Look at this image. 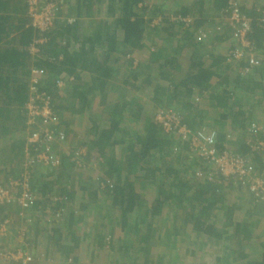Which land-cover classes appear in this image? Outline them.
<instances>
[{
	"label": "trees",
	"instance_id": "16d2710c",
	"mask_svg": "<svg viewBox=\"0 0 264 264\" xmlns=\"http://www.w3.org/2000/svg\"><path fill=\"white\" fill-rule=\"evenodd\" d=\"M22 1V7L16 6L19 9L16 15L22 14L21 17L0 14V43L5 41L0 45V50H3L8 63L19 65L23 71L21 74L17 67L18 77L7 81L0 79V140L6 139L3 148L4 164L9 166L22 161L28 131L32 133L39 129V125L28 123L30 114L27 104L32 99L35 100L36 96L49 98V107L57 121L53 128L56 134L63 133L67 139L70 138V142H58L51 146L50 153L59 158V165L56 167L37 162L29 164L23 160L30 176V192L41 201L33 202L28 209H22L17 202L3 205H16V208L24 212L35 210V213L42 216L43 222L47 213L52 218L56 217V213L62 214V217L68 213L65 226L70 227L69 229L73 225L86 223L83 217L88 206L79 205L81 215L68 208L74 203L75 192L68 188V182L76 178L78 181L81 176L79 174L85 170L78 167L82 161H85L86 166L92 163L88 156L81 153L82 147H87L101 158L102 168L98 180L105 184L100 185L101 189L98 190L107 200L112 201L111 209L116 212L112 219L103 221L100 225L116 230V227H121L122 231H134L136 236L141 231L144 233L147 254L136 264H154L157 261L161 264L167 256L166 253L165 256L156 254L159 244L156 238L164 224L156 216L160 214L165 201H168L164 195L174 187H179L177 189L183 194L192 190L190 191L195 194L192 197L198 201V206L192 209H204L225 200V187L235 188L242 194V202L247 205L251 203L252 208L249 207V210L254 209L253 204L256 205L259 201L248 190V183L237 180L233 175L225 177L215 163L191 150L190 138L185 140L174 130H163L151 118L154 111L148 121H141L140 116H146V113L140 103L142 98H134V94L144 85L128 89L120 87L123 81L112 80L117 71L122 70L124 74H128L137 58V76L140 72L149 70L147 75L170 85L161 86L152 92L153 102L160 110L174 111L181 119L180 124L186 126L191 135L203 133L211 136L212 132L210 148L215 154L241 155L258 174H263L264 151H252L246 143L254 137L250 131L253 123L260 129L264 127V15L261 14V11L264 12V0H256L261 1V4L256 1L253 4V1L250 5H246L245 0H236L241 16L250 20V32L246 38L252 42L253 50L248 52L247 49H242L231 23L225 26V17H232L230 0H153L155 2L150 8L145 4L151 0H77L78 8L87 10L89 18H93L94 25L97 24L94 32L88 33L81 32L78 18L72 23L68 22L69 19L61 20L65 1L57 0L54 28L42 34L30 25L27 5L25 0ZM168 9L171 10L170 13L165 12ZM209 10L214 13L212 19L207 17L211 13ZM148 15H159L156 17L157 24L152 26V20H146ZM176 17H189L191 22L186 26L182 22H175ZM216 19H224L218 30ZM225 27L230 30L225 31ZM230 33L236 37V45H231L236 39L229 41ZM40 34L49 41L39 55L33 57L26 48ZM149 36L152 40L150 44ZM158 38L162 41L160 46L153 42ZM14 40L21 41L23 48L13 45ZM240 50L253 54L257 66L251 68L249 56L245 54L241 59H236L235 54ZM246 68L250 69L248 73L244 72ZM32 69L42 73L39 76L40 84L34 92L29 90ZM182 70L184 72L180 74L178 71ZM11 81L15 87L12 90L9 88ZM143 82L151 84L149 77ZM59 83H63L62 86ZM75 83L77 84L73 85ZM147 95L150 96L151 92L145 90L144 96ZM96 106H103L105 118L99 115ZM131 121L136 124L140 122L141 127L144 126L143 131L136 130L135 140L126 146L125 139L133 133L128 126ZM73 136L75 139H71ZM121 148L129 152L126 157L116 154ZM41 150L46 151V147L43 146ZM166 157H170V160ZM77 161H80L78 166ZM193 162L198 163L197 167H192ZM24 166L21 171H17L15 165L10 170L7 169L4 176L6 178L0 186L7 187L10 181L21 179L25 172ZM38 167L46 170V173L35 172ZM122 170L128 171L126 178ZM72 171L77 172V177H72ZM51 174L57 177L40 183V179ZM130 175H137L133 178L135 182H144L141 191L159 184L160 194L156 196L155 202L149 203L141 197V193L137 194L133 183H126ZM14 191L19 195L20 190ZM94 198L91 195V199ZM109 208L103 207L105 211ZM6 222L0 226L7 225L8 220ZM56 223L52 222L50 227ZM157 223L158 227L155 228L154 224ZM198 226L203 228L200 221ZM205 230L211 235L213 226L209 225ZM244 230L240 229V232ZM84 236L83 240L94 243V249H90L98 253L101 238H90L92 234ZM234 239L239 243L238 237L235 236ZM62 240L64 242L59 247L60 252L65 257H71V264H82L85 254L77 252L78 239L71 234ZM135 240V236L128 239L131 242ZM166 240L172 241L170 249L173 250L175 235H167ZM125 244L130 245L129 242ZM121 249H118V254ZM153 251L155 252L152 253ZM4 259L1 257L5 264H21V261ZM170 264H173L172 259Z\"/></svg>",
	"mask_w": 264,
	"mask_h": 264
},
{
	"label": "crops",
	"instance_id": "0c3cea01",
	"mask_svg": "<svg viewBox=\"0 0 264 264\" xmlns=\"http://www.w3.org/2000/svg\"><path fill=\"white\" fill-rule=\"evenodd\" d=\"M64 1L63 19L61 20L64 21L71 18H78L79 25L81 24L80 27L82 28L81 32H94L97 24L94 25L95 23L92 21L93 18H89L90 15L87 14V10L79 9L77 6V0ZM253 1V4H256V2H260V4L262 3V0H245V4L247 5L248 3V5H250V3ZM5 2H7V4L4 5ZM22 2V0H0V3H3L2 5L0 4V14L10 15L11 17L15 16L17 18L21 17L22 14L18 13V15H16V13L19 11L18 8L22 7ZM18 3L22 4L20 5ZM262 6L264 8V3ZM206 9H208V7ZM21 11L22 10H20V12ZM169 11L171 10L168 9L165 12L170 13ZM207 11L208 10H206V12ZM209 12L211 13H209V16L207 17L209 19H212L214 13L211 10H209ZM262 13L263 12L261 11V14ZM230 20V17H225V26L231 23ZM216 21V29L218 30L222 27L224 19H216ZM152 26L154 25L152 24ZM155 26L158 27V25ZM227 30L229 31L230 28L225 27V31ZM230 34L231 37L229 41L235 40L236 37L234 38L232 33ZM148 35L149 33L145 35V38ZM237 39L233 41L231 45L233 43H235L236 45ZM14 41L16 43L13 42V45H15L17 48H23L21 41ZM151 41L152 40L149 36L148 44H150ZM4 42L5 41H2L0 45H2ZM153 42L156 46H160L162 44L160 38L153 40ZM0 48H2V46H0ZM137 63L138 60L136 58L133 66L130 67L131 70L128 74H124V71L122 70L115 72V78H113L112 82L123 81V84H121L120 87H127L128 89H131L132 87H138L137 85H144L141 87V90H138L136 94H134L136 95L134 98H142V100H140L142 102L140 103L141 105H143V110L146 113V116H143L142 114V116H140V119H142V122H146L148 121V118L153 113V111L156 115V113L160 110L157 104L153 102V90H156L161 86L170 85H168V83L162 82V80H154L152 76L147 75L149 74V70H147L148 72H140L139 76H137ZM17 67L18 71L23 74L20 66H14L12 63H8L3 56V50H0V79L7 81L12 80L14 77H18L19 72H16ZM14 71L16 73L13 74ZM178 72L181 74L184 72V70ZM146 77H149V79L151 80V84L143 82ZM12 83L13 82L11 81V86L9 85V88H11V90L15 88ZM213 83H215L214 80ZM76 84L77 83L73 85ZM145 90L146 92L150 91L151 95L144 96ZM96 107L100 112L99 115L103 117V106ZM154 114L151 116V118L153 119H155ZM105 117L106 116H104V118ZM128 124V126L132 128L131 131L133 132L132 134L134 136L132 134H129L127 136V138L125 139V143H127L126 146H129L128 143L132 140H135L136 130L140 129V131H143L144 126L143 125L141 127L140 122L136 124L131 121ZM84 127H86V125ZM71 139H75L74 136L71 137ZM2 141L3 140L1 139L0 143H2ZM68 142H70V138L67 139L66 143ZM82 148L83 149L81 153L85 154L86 157L88 156L90 160L89 162H92L87 167L90 170L98 169L99 173H101V158L97 156V153H95L94 151L91 152L87 147ZM122 149L123 148H121V151L119 150L116 154L121 157H126L129 152L125 149ZM3 154L4 153L0 152V164L5 163ZM166 158H169L170 160V157ZM84 162L82 161L81 164L83 165ZM22 163H24L23 159L20 163L22 167L16 165L15 163V168L17 166L16 169L21 171L23 169ZM191 165L194 168L197 167L198 163L193 162V164ZM35 172L33 173L34 178L36 174ZM5 173V170L0 167V184L2 180H5L6 178H3L4 176H6ZM122 173L124 175V178L129 175L127 170H122ZM72 174H74V171H72L71 175ZM54 175L55 174L45 176L43 179H40V183L48 182L56 178L57 175ZM79 175H81L79 176L80 180L77 181L76 178L75 180L68 182V188L70 190L74 189L75 191L73 199L74 203L72 202V210H75L77 214L81 215L82 211L79 210V205L88 206L89 209L87 212H85L83 217V220L86 223L82 222L75 226L73 225V227H71L72 229H69L70 227L65 226L68 218V213L60 218L53 216L54 219L52 218L51 214L47 213V215L44 217L43 222V219H41L42 216L38 215V213H35V210L32 212H24L23 210L16 208V205H12L13 207H11L0 204V224H3L8 220V224L5 225L3 236H0V264H5L3 260H1L2 256L7 253L17 252L18 250H22L24 252L29 251L31 255H34L33 257L35 260L30 264H71L69 261L71 257H65L59 249L61 243L63 244L64 242L62 239L65 237L67 238V236L71 234H73L74 237L78 239L77 252H84L85 254V260L81 262L82 264H136L137 261H139L144 255L147 254V249L144 247L146 241H144L143 239V231L137 233L136 236L134 231H122L121 227H116L118 228V230H116L109 228L106 225H100L103 221L108 222V220L112 219L113 215L116 213H114V209H111L112 201L107 200L106 196L101 195L100 191L98 190V188L101 189L100 185L104 186L105 183L101 184L98 178H96L95 176L88 177L87 172L80 173ZM37 177L38 175H36V180H38ZM72 177H77V174L75 176L73 175ZM135 177H137V175H130L126 183H133V185L137 189V194L141 193V197L147 200L149 203L155 202L154 200L156 196L160 194L159 189L161 187H159V184H154L152 185V188L151 186H149L150 189L141 191V189H143L142 187L144 186V182H135ZM80 181H82L83 183H80ZM177 188L179 187L172 188L170 193L168 191L166 192L167 194L164 196L168 201H165L166 204L162 208L160 214L156 216L159 221L163 220L164 222L161 233L156 238L159 241L158 251L156 254L165 256L166 253L167 255L163 258L164 260H162L161 264H170L171 259L173 261V264H264V204H253L254 209L249 210V207H251V203H249L250 205H247L242 202V194L237 192L235 188L225 187V200L217 202V204H211L209 207H206L204 209H192V207L198 206L197 199H195V197H192V195L194 194L193 192H191L192 190L190 189L191 191H185V194H183L181 193V190L179 191ZM102 189H104V187ZM162 189L165 188L162 187ZM91 195H94L95 198L91 199ZM184 195L186 196L184 197ZM189 197H191L192 199L190 198V200L188 201L187 199ZM36 198H38V196ZM105 206H109L110 208L105 211L103 209V207ZM9 219H12V221H10ZM54 221L57 223L55 225L53 224L50 227V224ZM199 221L203 224V228L198 226ZM158 223L154 224L155 228L158 227ZM209 225L213 226L211 235L208 232H205V228ZM52 228H54V230ZM240 229L245 230L241 233ZM53 232L54 234L52 235ZM55 232H59V234L56 235ZM84 234H92V237L90 238H101V249L100 251H98V253H94L90 249H94V243H92L91 240H83L85 237ZM172 234L175 235V247L173 248V250H171L172 248L170 249L172 241L170 242V240H166V236H172ZM134 236L136 237V240L134 242L128 241L129 238ZM233 236H236L240 239L239 243L236 242ZM60 238H62L61 241L58 240ZM223 238H225V240H223ZM126 242H129L130 245H126ZM119 248H122L120 254L117 253ZM155 251H153L152 253H154ZM169 253L171 256H169ZM154 264L160 263H158L157 261Z\"/></svg>",
	"mask_w": 264,
	"mask_h": 264
},
{
	"label": "built area",
	"instance_id": "2783aa9c",
	"mask_svg": "<svg viewBox=\"0 0 264 264\" xmlns=\"http://www.w3.org/2000/svg\"><path fill=\"white\" fill-rule=\"evenodd\" d=\"M25 2L27 5V16L29 17L30 25L33 28L39 30L41 34L47 33L54 28L55 20L57 19L56 12L58 11L57 0H25ZM230 6L232 7V17L230 22L237 32L236 35L241 43L242 49H247V52L248 50L252 51L253 44L246 38L250 32V20L241 16L236 0H230ZM175 20L184 23L186 26L191 22L189 17L182 19L179 17ZM68 22L72 23L74 22V19H69ZM41 34L38 39L34 40L32 44L26 48L29 55L33 57L38 56L45 45L48 44L49 39L43 37ZM201 35L206 37L203 33H201ZM244 54L249 56L250 67L253 68L256 65L253 54L245 53L244 50H240L236 52L235 58L239 60ZM249 71L250 69H244L245 73H248ZM41 74L42 73H39L38 70L32 69V77L29 79V90L31 92L36 91L37 85L40 84L39 76ZM62 84L63 83H59L60 86H62ZM49 104V98L44 99L43 95L36 96L35 100L32 99L27 104V109L30 114L28 123L29 125H39V129L32 133L28 131L25 138V154L27 156L26 161H28L29 164L37 162L45 166L51 165L56 167L59 165V158L50 153L51 146L58 142L66 143L67 138L63 133L56 134L53 127L57 124V121L53 117ZM155 120L161 125L163 130L168 132L174 130L185 140L190 138L192 151H197L199 156L206 157L207 160L215 163L225 177L230 178L231 175H233L237 180L245 184L248 183L247 188L250 193L258 201L264 203V173L258 174L252 167L251 163L241 155L230 156L229 154L224 153L222 156H218L215 154L214 150L210 148L212 132L211 136L203 133L191 135L187 127L180 124V117L172 110H159L155 115ZM250 131L253 133L252 135L254 137L251 138L250 141H247V147L252 151H264V127L260 129L253 123ZM202 143L204 145H202ZM43 146L46 147V151L41 150ZM27 165L26 162V166ZM77 165H80V161H77ZM21 176L22 178L19 180L10 181L9 186L7 187L0 186V204L17 202L22 209H28L33 202L41 200L33 196L30 192V176L27 174L26 168ZM15 189L20 190L19 195L15 193ZM56 217L60 218L62 216L58 213ZM4 230L5 226H0V236H3ZM7 254L10 255L5 254V259L22 262L21 254L24 256L26 253H20L19 251L15 255H12L13 253ZM28 260L29 261L27 262H30V258H28Z\"/></svg>",
	"mask_w": 264,
	"mask_h": 264
},
{
	"label": "rangeland",
	"instance_id": "374dc122",
	"mask_svg": "<svg viewBox=\"0 0 264 264\" xmlns=\"http://www.w3.org/2000/svg\"><path fill=\"white\" fill-rule=\"evenodd\" d=\"M155 1H153V0H151V1H148L146 4H145V6L146 7H148V8H150L149 6H152L153 5V3H154ZM161 2V1H160ZM156 4V3H155ZM149 12H150V10H149ZM159 16V15H158ZM158 16H156V17H158ZM156 17H152V16H150V15H148L147 16V18H146V20L147 21H149V20H152V24L154 25V24H156V22H157V20H156ZM177 18V17H176ZM187 18V17H186ZM63 19V18H62ZM175 22L177 21V20H174ZM33 55H35V54H33ZM22 137V136H21ZM22 139V138H21ZM3 141H2V143H0V152H4L3 151V148H4V146L6 145V139H2ZM202 141V140H201ZM202 145H204L203 143H202ZM25 153V152H24ZM25 155V157H24V159L23 158H21V159H23V160H27V156H26V154H24ZM4 159V158H3ZM20 163H21V161H19V163L18 164H16V165H19L20 167H22L21 165H20ZM15 164H10L9 166L8 165H6V164H4V163H2V164H0V167L2 168V169H4L5 171H7V169L8 170H10L13 166H14ZM22 165L24 166V163H22ZM78 166V165H77ZM78 167H82L83 169H85V170H83L85 173L87 172V175H88V177H93V176H95L96 178H98L99 179V177H100V175H99V170L98 169H95V170H90L85 164H81L80 166H78ZM16 168H17V166H16ZM17 171H18V169H16ZM38 173H45L46 172V170H44V169H42L41 167H38L37 168V170H36ZM101 171V170H100ZM84 172H82V173H84ZM79 173V172H78ZM77 174V172L76 173H74L73 175L75 176ZM3 178H5V177H3ZM78 180H80L79 179V177H78ZM4 181V179L2 180V182ZM5 186V185H4ZM153 186H151V188H152ZM259 203H261L260 201H259ZM70 208H71V210L73 209V205L72 204H70ZM50 212V211H49ZM55 215V214H54ZM58 215V213H56V216ZM60 216H62V214H60ZM20 253H26V254H24V256H23V254H21V259H22V262H21V264H30V263H32L35 259H34V255H31L30 253H29V251L28 252H24V251H22V250H20ZM15 254H17V253H13L12 255H15ZM6 255H10V254H6ZM6 255H4L5 257H6ZM4 256H2L3 258H5ZM28 258H30V262H27V261H29L28 260Z\"/></svg>",
	"mask_w": 264,
	"mask_h": 264
},
{
	"label": "clouds",
	"instance_id": "9594fccd",
	"mask_svg": "<svg viewBox=\"0 0 264 264\" xmlns=\"http://www.w3.org/2000/svg\"><path fill=\"white\" fill-rule=\"evenodd\" d=\"M261 204H264V203L261 202Z\"/></svg>",
	"mask_w": 264,
	"mask_h": 264
}]
</instances>
